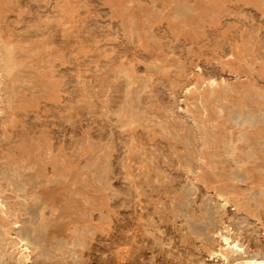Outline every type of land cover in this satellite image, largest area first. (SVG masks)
<instances>
[{
	"label": "rangeland",
	"instance_id": "obj_1",
	"mask_svg": "<svg viewBox=\"0 0 264 264\" xmlns=\"http://www.w3.org/2000/svg\"><path fill=\"white\" fill-rule=\"evenodd\" d=\"M225 236L264 254V0H0L2 264H223Z\"/></svg>",
	"mask_w": 264,
	"mask_h": 264
},
{
	"label": "bare ground",
	"instance_id": "obj_2",
	"mask_svg": "<svg viewBox=\"0 0 264 264\" xmlns=\"http://www.w3.org/2000/svg\"><path fill=\"white\" fill-rule=\"evenodd\" d=\"M222 238V237H221ZM224 241V245H225V251H229L232 254H241L242 256L240 257V259H235L234 261H230L228 254L225 252H220L218 255V257H220L222 259L223 264H264V254H254L251 256L245 255V250L244 248L239 245V243L237 241L232 242L230 237H223L222 238ZM27 249V248H26ZM26 253V252H25ZM217 257V258H218ZM30 254L29 253H22L21 257L19 256V258L16 260V262L14 264H29L30 262ZM0 264H2L1 262V257H0ZM13 264V263H10Z\"/></svg>",
	"mask_w": 264,
	"mask_h": 264
}]
</instances>
